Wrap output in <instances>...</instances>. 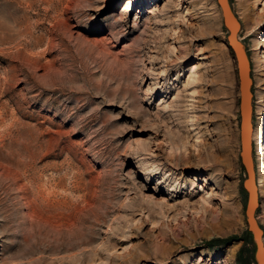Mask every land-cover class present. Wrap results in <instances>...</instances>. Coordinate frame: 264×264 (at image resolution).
Wrapping results in <instances>:
<instances>
[{
    "label": "rangeland",
    "instance_id": "obj_1",
    "mask_svg": "<svg viewBox=\"0 0 264 264\" xmlns=\"http://www.w3.org/2000/svg\"><path fill=\"white\" fill-rule=\"evenodd\" d=\"M229 1L264 231V0ZM229 33L217 0H0V264H257Z\"/></svg>",
    "mask_w": 264,
    "mask_h": 264
},
{
    "label": "water",
    "instance_id": "obj_2",
    "mask_svg": "<svg viewBox=\"0 0 264 264\" xmlns=\"http://www.w3.org/2000/svg\"><path fill=\"white\" fill-rule=\"evenodd\" d=\"M221 6L225 24L231 28L228 35V44L236 54L239 62V76L242 80L241 86V159L247 171V178L244 181V187L248 192V200L246 206V217L248 222V231L252 234L256 244L255 259L257 264H264V231L260 226L256 212L259 206V195L257 192L256 169L253 159V93H252V78L251 67L248 59V54L245 51L244 45L238 39L240 30V22L233 12L229 0H217Z\"/></svg>",
    "mask_w": 264,
    "mask_h": 264
},
{
    "label": "bare ground",
    "instance_id": "obj_3",
    "mask_svg": "<svg viewBox=\"0 0 264 264\" xmlns=\"http://www.w3.org/2000/svg\"><path fill=\"white\" fill-rule=\"evenodd\" d=\"M230 2V1H229ZM232 7V6H231ZM234 12V11H233ZM238 19V18H237ZM224 20H225V18H224ZM226 25V24H225ZM226 27H227V25H226ZM240 27H241V24H240ZM228 29H229V31H231V28L230 27H227ZM239 33V32H238ZM238 39H239V37H238ZM240 40V39H239ZM242 42V41H241ZM243 43V42H242ZM244 45V44H243ZM244 48H245V45H244ZM245 51H246V48H245ZM236 55V54H235ZM237 58V57H236ZM248 59H249V56H248ZM237 61H238V59H237ZM249 63H250V59H249ZM250 67H251V63H250ZM238 70H239V62H238ZM239 78H240V76H239ZM204 80V79H203ZM252 82H253V79H252ZM241 86H242V80L240 79V90H241ZM148 90V89H147ZM149 93V92H148ZM148 95V94H147ZM148 97V96H147ZM198 129V128H197ZM253 131H254V126H253ZM189 134H191V132L189 133ZM241 136H242V128H241ZM252 136H253V134H252ZM177 141L178 142H180V143H183L182 145H183V148L185 149L184 151H181V153L180 154H176L175 155V157L174 158H171L174 162H181L182 164H183V162H191L192 161V159L193 158H195V155H192L191 153H187V147L184 145V143H185V141H184V137L183 136H178L177 137ZM203 155L201 154L200 156H199V162H204V160H203ZM178 160V161H177ZM177 164V163H176ZM191 164V163H190ZM256 182H257V179H256ZM260 189H262V186H263V184L262 183H260ZM257 192H258V195H259V190H258V185H257ZM204 202V201H203ZM205 202H206V200H205ZM163 204H165L163 207L165 208H167V210H171V209H173L174 207L173 206H170L169 204H167V203H163ZM208 206V205H207ZM180 207H182V206H180ZM211 210H213V209H211ZM214 211V210H213ZM205 212H207V215H210L211 213L213 214V212H210L209 210H207V208L205 209ZM216 212V211H215ZM203 214V213H202ZM205 215V213L203 214V216ZM213 216V215H212ZM206 217V216H205ZM212 218V217H211ZM214 218V217H213Z\"/></svg>",
    "mask_w": 264,
    "mask_h": 264
},
{
    "label": "trees",
    "instance_id": "obj_4",
    "mask_svg": "<svg viewBox=\"0 0 264 264\" xmlns=\"http://www.w3.org/2000/svg\"><path fill=\"white\" fill-rule=\"evenodd\" d=\"M245 234H246L245 240H247L248 242L252 241L253 239L252 234L249 231H246Z\"/></svg>",
    "mask_w": 264,
    "mask_h": 264
}]
</instances>
